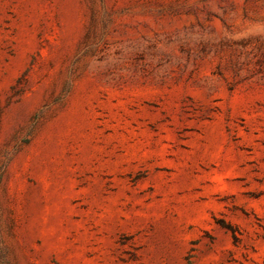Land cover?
<instances>
[{"label": "rangeland", "instance_id": "1", "mask_svg": "<svg viewBox=\"0 0 264 264\" xmlns=\"http://www.w3.org/2000/svg\"><path fill=\"white\" fill-rule=\"evenodd\" d=\"M0 264H264V0H0Z\"/></svg>", "mask_w": 264, "mask_h": 264}]
</instances>
